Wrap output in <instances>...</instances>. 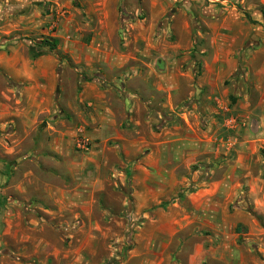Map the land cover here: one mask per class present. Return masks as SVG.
<instances>
[{"label":"rangeland","instance_id":"rangeland-1","mask_svg":"<svg viewBox=\"0 0 264 264\" xmlns=\"http://www.w3.org/2000/svg\"><path fill=\"white\" fill-rule=\"evenodd\" d=\"M70 1L38 0L48 34L0 32V53L20 47L31 59L53 57V70L44 73L41 80L65 82L64 96L69 99L80 93L81 82H187L182 84L181 97H188L163 116V126L160 120L151 129L139 128L140 137L147 141L139 150L117 153L110 144L112 150L105 151L104 157L113 164L96 172L106 181L88 215L82 211L54 215L50 213L53 200L49 188H84L82 179L63 180L53 172L49 139L41 135L40 124L25 126L19 88L13 83L19 81L0 67V264H179L187 256L179 240L186 239L187 244L195 246H204V242L206 246L218 245L217 236L204 224L207 226L210 220L231 232L240 218L235 214L240 207L261 229L257 240L244 244L239 241L242 246L234 257L226 247L222 261H218V253L205 255L203 264H264V201L256 205L249 198L243 179L248 174L264 179V3L228 0L230 4L223 10L221 6L208 9L207 3L202 7L189 0L186 32L184 19L172 18L176 9L168 6L169 0H149L157 2L153 3L152 15L146 14L142 6L148 0H131L130 10H122L118 37L112 40L120 53L116 55L122 65L118 71L112 65L105 66L106 60L113 62V56H88L81 49L89 42L87 37L79 38L70 54L67 50L71 43L54 34L58 35L61 19L55 7ZM162 3L167 7L164 14L160 13ZM2 16L3 12L1 23ZM52 39L59 41L54 51L41 45L42 40ZM187 44L189 50H185ZM33 53L37 57L33 58ZM199 101L202 107L191 120L193 130L181 114L196 103L199 106ZM162 129L167 132L164 137L170 139L165 150L156 145L162 141ZM188 133V139L199 142L200 151L193 159L183 148ZM80 139L87 138L75 141L72 158L77 160L79 153L90 148L88 139L89 147L80 148ZM242 147L245 149L240 153ZM42 156L45 161L41 162ZM84 168H74V176L90 178L97 170L93 166ZM228 175L240 178V184H231L238 193L227 197L225 190H218L215 215L203 210L190 213L185 205L188 214L182 212L180 218L192 217L189 228L178 231L173 223L169 224V205L209 184L220 185ZM172 176L179 181H170ZM162 190L169 196L161 203H145L146 196ZM66 221L73 232L70 245L65 241L56 243V233L43 230V225L68 227ZM42 233L53 240L54 247L70 250L72 256L66 260L51 255L47 259L38 243ZM210 234L212 237H207ZM219 235L228 242L223 234Z\"/></svg>","mask_w":264,"mask_h":264},{"label":"crops","instance_id":"crops-1","mask_svg":"<svg viewBox=\"0 0 264 264\" xmlns=\"http://www.w3.org/2000/svg\"><path fill=\"white\" fill-rule=\"evenodd\" d=\"M37 1H0V13L3 12L2 17L4 18L2 23L0 20V32L10 34L12 31L20 30L27 33L48 34L47 28H43L47 20H43L42 6L38 5L40 2ZM169 1L171 6H168L176 9L172 18H183L185 22L184 31L188 32L187 16L191 10L189 0L182 1L179 7L173 0L172 2ZM192 1L199 3L202 7H207L204 5L206 2L202 0ZM153 3L157 2L148 0L142 3L146 14L152 15L154 13ZM261 3H264V0H261ZM75 5H79L80 8ZM161 5L160 13L164 14L167 7L164 3ZM10 7L12 9L7 10ZM212 7L209 5L207 8L212 9ZM130 8L131 0H79V2L72 0L57 3L55 10L61 19L58 35L54 34L58 37L59 35L63 36L71 43L69 50H67L70 54H73V47L77 40L87 37L89 42L83 44L81 49L88 56H113V62L110 64V61L106 60L105 66L111 67L112 65L114 70L118 69L119 71L122 66L121 59L116 55L120 53L117 47L112 44V40L118 37L122 10H127V13ZM5 11L8 12L5 13ZM78 14L80 20H77ZM69 39L72 40L69 41ZM190 47L187 44L185 50H189ZM54 64L55 59L53 57L45 56L31 59L27 50L24 53L20 47H12L7 52L0 53V67L8 71L11 78L19 81L13 83L19 88L20 103L22 104L21 115L25 121V126L30 128L40 124L41 135H45L49 139L50 162L51 166L55 168L53 172H56L63 180L82 179L81 186L84 188L81 187L76 190L63 187L49 188L48 193L53 200L50 213L72 215L82 211V213L89 214L102 193L101 185L106 181L103 179L104 177L96 175V172L103 168L106 170L113 164L104 157V152L112 150L110 144H114L117 153H130L145 145L147 141L140 137L139 128L151 129L160 120L163 126V122H165L162 120L163 116L169 114L170 109H174L179 102L188 97V95L181 97L182 84L186 85L187 82H81L80 93L75 95L73 99H69L64 96L63 85L65 82H42L41 80L44 73L53 70ZM74 83L76 84V82ZM153 94L158 95L160 100H155ZM142 98L144 99L143 102L141 101ZM201 103L202 101H199V106L196 103L192 109L184 110L181 114L185 118L187 126L193 130L194 125L191 120L196 116V111L200 110L199 107H202ZM213 111L216 112V109ZM164 130L162 129L161 132L162 141L156 142L161 150L167 149L170 142L168 136L164 137L167 133H164ZM150 132L154 135L152 130ZM189 136L188 133L183 148L188 152L189 159H193L200 151L199 142L188 139ZM79 137L87 138L90 141V148L86 153H79L77 160L73 159L72 156H74L75 141ZM243 147L239 149L240 153L245 149ZM250 147H246V149H250ZM39 160L45 161L43 156ZM89 166L97 168V170L92 171L90 178L83 179L82 176H74V168L84 171V167ZM243 179L249 190V198L256 205L264 201V179L250 174L244 176ZM172 180L179 181L173 176L170 181ZM240 181L238 176L228 175L219 182L220 185L218 186L213 187L215 183L209 184L203 190L187 194L183 201L177 200L176 203L168 206L171 212L168 216L169 224L173 223L172 225L178 228V231L189 228L193 223L192 217L186 215L180 218L182 212L188 214L185 205L189 207L190 213L203 210L210 216L215 215L213 210L216 205V192L225 190L227 197L235 196L238 189L231 184H240ZM166 196H169L168 193L162 190L160 194L146 196L145 203L147 205L161 203ZM133 197L137 201V191ZM173 212L176 215L173 214L172 216ZM235 214L240 218L237 219L231 232L223 231L221 227L213 224L210 220L207 226L204 224V227H208L212 231L211 234L217 236L219 244L216 246L213 244L206 246V242L203 243L204 246H195V243L187 244L186 239L179 240V244L180 241L183 244L181 247H186L185 250L182 249L181 251L187 255L184 257L185 260L180 261L179 264H203V256L214 255L215 253L219 255L218 261H222L221 258L224 256L226 247L230 248L231 255L233 254L234 257L242 244L257 240L261 229L256 228L250 214L242 207L235 210ZM65 224L68 227L43 225V230L49 229L55 232L57 235L56 243L65 241L70 245L73 242V232L69 229L68 221ZM62 232H64L63 235H61ZM219 233L224 235L227 243L223 241ZM211 234L207 237H212ZM239 241L242 242L241 245L238 244ZM38 243L46 253L47 259L51 255L54 259L64 257L66 260L72 256L70 250L54 247L53 240L44 233L39 236ZM235 264L238 263L235 262Z\"/></svg>","mask_w":264,"mask_h":264},{"label":"built area","instance_id":"built-area-1","mask_svg":"<svg viewBox=\"0 0 264 264\" xmlns=\"http://www.w3.org/2000/svg\"><path fill=\"white\" fill-rule=\"evenodd\" d=\"M175 3H177L178 1H185V0H173ZM206 3H208L209 5L212 6H221V8L223 10H226V8L228 7V5L230 4L228 2V0H202ZM78 146L82 149H87L89 147V141L87 139H80L77 142Z\"/></svg>","mask_w":264,"mask_h":264},{"label":"trees","instance_id":"trees-1","mask_svg":"<svg viewBox=\"0 0 264 264\" xmlns=\"http://www.w3.org/2000/svg\"><path fill=\"white\" fill-rule=\"evenodd\" d=\"M58 39H52V40H42L41 45L48 47L50 51H54L58 46ZM33 58L37 57L34 53L31 54Z\"/></svg>","mask_w":264,"mask_h":264}]
</instances>
